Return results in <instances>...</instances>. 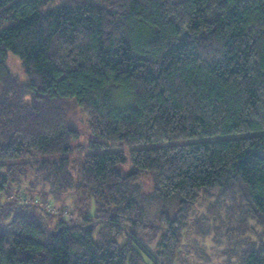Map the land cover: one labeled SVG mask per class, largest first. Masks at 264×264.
<instances>
[{"label": "trees", "instance_id": "obj_1", "mask_svg": "<svg viewBox=\"0 0 264 264\" xmlns=\"http://www.w3.org/2000/svg\"><path fill=\"white\" fill-rule=\"evenodd\" d=\"M58 1L0 0V264H264V0Z\"/></svg>", "mask_w": 264, "mask_h": 264}, {"label": "rangeland", "instance_id": "obj_2", "mask_svg": "<svg viewBox=\"0 0 264 264\" xmlns=\"http://www.w3.org/2000/svg\"><path fill=\"white\" fill-rule=\"evenodd\" d=\"M58 1V0H57ZM59 2V1H58ZM7 65L13 74L19 76L21 82H26L27 79L22 72L21 63L17 56L8 53L7 55ZM77 123L78 127L83 126L84 129H87V119L77 110ZM158 146V145H157ZM2 199V198H1ZM50 203L52 204V208H47V212L51 215H65L69 216L70 213L73 215H77V211L75 210V205L79 202L78 195L71 193L69 196H62L60 198L55 195L50 196ZM209 200V199H207ZM177 204L178 200L174 199L172 204L168 207V216L173 219L175 213L177 212ZM203 208V206L201 207ZM152 225H157L159 223L158 216L154 214L149 221ZM51 225H54L56 222L55 217L50 221ZM159 225V224H158ZM200 226L205 230V223H201ZM204 233V232H203ZM160 234L154 240V247L158 241L160 240ZM185 241H183V246L181 249V254L179 255L175 264H224L222 263L223 259L221 256V252L228 249V243L222 237H215L214 233L208 235L206 238H202L199 236L189 235L186 237ZM235 262V260H234Z\"/></svg>", "mask_w": 264, "mask_h": 264}]
</instances>
